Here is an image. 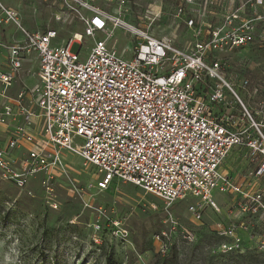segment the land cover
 I'll return each instance as SVG.
<instances>
[{
  "label": "built area",
  "instance_id": "obj_1",
  "mask_svg": "<svg viewBox=\"0 0 264 264\" xmlns=\"http://www.w3.org/2000/svg\"><path fill=\"white\" fill-rule=\"evenodd\" d=\"M57 1L58 22L84 20L85 35L94 42L86 57L73 50L76 43L84 45L83 34L53 43L58 30L28 31L20 13L0 0V29L15 26L24 35L23 41L0 42L7 51L0 71V123L9 125L0 170H11L8 151L26 147L25 173L51 174L63 168L62 151L70 150L96 167L102 189L115 180L131 182L170 205L194 197L218 211L213 191L230 193L239 218L264 229V0H202L198 10L196 0H187L176 17L194 31L188 49L166 36L156 38L149 27L127 25L135 46L121 51L107 41L106 11L87 0ZM213 4L220 9L218 23L205 20L215 12ZM162 12L153 1L144 17L152 25ZM98 33L104 37L96 38ZM242 49L255 52L253 68L263 78L233 82L230 54ZM33 64L38 81L14 95L18 76ZM234 151H243L251 168L243 178L226 165ZM189 210L201 217L196 204ZM254 228L243 219L225 227L219 233L233 242L222 244L224 249H245L243 229L264 254V237Z\"/></svg>",
  "mask_w": 264,
  "mask_h": 264
},
{
  "label": "rangeland",
  "instance_id": "obj_2",
  "mask_svg": "<svg viewBox=\"0 0 264 264\" xmlns=\"http://www.w3.org/2000/svg\"><path fill=\"white\" fill-rule=\"evenodd\" d=\"M20 13L22 25L28 31L55 28L59 38L53 43L70 42L75 34H83L84 45L75 44L86 57L94 44L85 35V22L79 17L68 23L56 20L61 2L57 0H2ZM109 14V45L119 51L135 42L127 25L149 27L157 38L168 37L176 47L188 49L193 44V29L176 17L179 6H189L187 0H87ZM163 9L153 24L144 17L146 6L153 2ZM196 0L195 9H203ZM215 4L211 10H215ZM88 12H83L86 15ZM79 13H77L78 15ZM206 17L205 20L216 23ZM98 33L96 38H103ZM18 27L0 29V42L7 45L23 41ZM58 44V45H59ZM255 52L245 49L230 54L229 72L233 82L263 78L253 59ZM7 51L0 48V71L6 68ZM31 71L30 73L28 71ZM38 65L27 66L18 76L12 93L24 84L33 87L38 81ZM227 100L234 103L233 98ZM9 125L0 123V150L8 145ZM26 144V143H25ZM26 147L8 151L9 169L0 170V264H264V254L256 249L249 231L239 230L243 240L241 252L225 250L224 243L233 242L221 235L225 227L240 220L254 224L253 233L264 237L260 223L241 217L234 207L236 196L213 191L221 211L194 197L166 203L158 196L146 193L133 183L115 180L107 189L99 187L96 167L85 165L77 152L62 151L63 168L25 173L22 160ZM226 165L234 177L249 175L243 151L233 152ZM14 174L11 177L10 174ZM23 179V181L21 180ZM196 204L200 218L189 207Z\"/></svg>",
  "mask_w": 264,
  "mask_h": 264
},
{
  "label": "crops",
  "instance_id": "obj_3",
  "mask_svg": "<svg viewBox=\"0 0 264 264\" xmlns=\"http://www.w3.org/2000/svg\"><path fill=\"white\" fill-rule=\"evenodd\" d=\"M2 1V0H1ZM2 3L3 4H5L3 1H2ZM6 5V4H5ZM6 6H8V5H6ZM8 7H10V6H8ZM10 8H13V7H10ZM14 9V8H13ZM215 12H213V14H211L210 16H212L211 17V19L214 21L215 20V17H217V20H216V23H218V19H219V17H220V13H219V11H220V9L219 8H217L216 7V9L214 10ZM209 18V17H208Z\"/></svg>",
  "mask_w": 264,
  "mask_h": 264
},
{
  "label": "bare ground",
  "instance_id": "obj_4",
  "mask_svg": "<svg viewBox=\"0 0 264 264\" xmlns=\"http://www.w3.org/2000/svg\"><path fill=\"white\" fill-rule=\"evenodd\" d=\"M110 36H112V34H110L109 36H108V40H110ZM77 37H78V35H77ZM79 38V37H78ZM166 38H168V37H166Z\"/></svg>",
  "mask_w": 264,
  "mask_h": 264
}]
</instances>
